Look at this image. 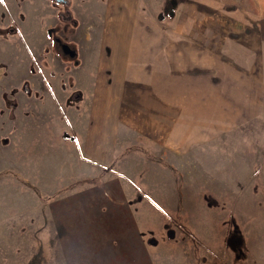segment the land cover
I'll return each instance as SVG.
<instances>
[{
  "label": "rangeland",
  "instance_id": "rangeland-1",
  "mask_svg": "<svg viewBox=\"0 0 264 264\" xmlns=\"http://www.w3.org/2000/svg\"><path fill=\"white\" fill-rule=\"evenodd\" d=\"M84 1L47 0L33 48L0 9V264H264V24L242 42L201 25L207 51L226 46L221 70L203 75L212 131L176 153L81 113L66 77L82 15L97 17ZM134 1H163L159 20L176 10ZM26 50L15 77L7 67Z\"/></svg>",
  "mask_w": 264,
  "mask_h": 264
},
{
  "label": "crops",
  "instance_id": "crops-1",
  "mask_svg": "<svg viewBox=\"0 0 264 264\" xmlns=\"http://www.w3.org/2000/svg\"><path fill=\"white\" fill-rule=\"evenodd\" d=\"M3 3L5 24L19 26L20 33L13 37H23L35 47L39 42L35 37H44L47 0ZM162 3L107 0L91 5L85 0L90 17H97L85 23L87 17L82 15L78 32L81 59L69 68L66 80L70 79V88L83 94L82 114L113 117L117 126L124 123L134 135L180 153L190 147L195 135L212 131V118L205 115L207 106L202 101L208 89L203 75L221 70L224 56L218 51L226 48L219 44L215 54L213 46L212 54L207 51L200 43L205 33L201 25L212 26L214 41L216 37H241L240 42L243 37H255L264 24V0H175L174 16L165 21L156 17ZM181 10L186 11L184 16ZM247 25L252 27L248 30ZM29 56L28 50L23 51L22 60L7 67V72L15 77L23 73ZM54 89L52 96L62 94L60 88ZM191 106L194 110L190 111ZM28 128L22 127L24 131Z\"/></svg>",
  "mask_w": 264,
  "mask_h": 264
},
{
  "label": "snow or ice",
  "instance_id": "snow-or-ice-1",
  "mask_svg": "<svg viewBox=\"0 0 264 264\" xmlns=\"http://www.w3.org/2000/svg\"><path fill=\"white\" fill-rule=\"evenodd\" d=\"M0 3H3V0H0Z\"/></svg>",
  "mask_w": 264,
  "mask_h": 264
}]
</instances>
